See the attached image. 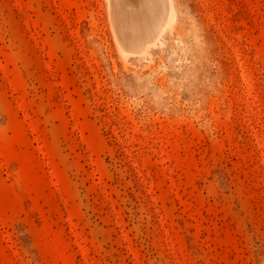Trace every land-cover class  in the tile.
<instances>
[{
	"label": "rangeland",
	"instance_id": "rangeland-1",
	"mask_svg": "<svg viewBox=\"0 0 264 264\" xmlns=\"http://www.w3.org/2000/svg\"><path fill=\"white\" fill-rule=\"evenodd\" d=\"M121 2L0 0V264H264V0Z\"/></svg>",
	"mask_w": 264,
	"mask_h": 264
},
{
	"label": "bare ground",
	"instance_id": "bare-ground-1",
	"mask_svg": "<svg viewBox=\"0 0 264 264\" xmlns=\"http://www.w3.org/2000/svg\"><path fill=\"white\" fill-rule=\"evenodd\" d=\"M136 8L117 3L118 26L121 39L138 51L159 33L167 16V0H135ZM120 11V12H119Z\"/></svg>",
	"mask_w": 264,
	"mask_h": 264
}]
</instances>
